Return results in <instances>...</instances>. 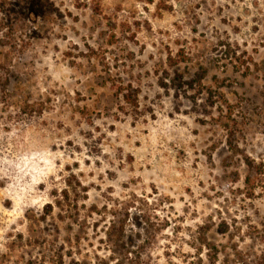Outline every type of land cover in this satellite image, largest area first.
<instances>
[{
  "label": "rangeland",
  "instance_id": "rangeland-1",
  "mask_svg": "<svg viewBox=\"0 0 264 264\" xmlns=\"http://www.w3.org/2000/svg\"><path fill=\"white\" fill-rule=\"evenodd\" d=\"M0 264H264V0H0Z\"/></svg>",
  "mask_w": 264,
  "mask_h": 264
},
{
  "label": "trees",
  "instance_id": "trees-1",
  "mask_svg": "<svg viewBox=\"0 0 264 264\" xmlns=\"http://www.w3.org/2000/svg\"><path fill=\"white\" fill-rule=\"evenodd\" d=\"M187 60H188V58H186L185 56H182V53H179L176 56L170 55L168 58L169 68L171 70H176L182 63H184ZM231 60L234 61V59L232 57H231ZM176 71H178V70H176ZM123 93H124V90H121L122 98L124 100H128L127 95L123 94ZM248 166L251 170H253V167H254L253 164H251L249 162ZM250 181H251L250 178H247L246 183L248 184V183H250ZM47 213H49V212H47Z\"/></svg>",
  "mask_w": 264,
  "mask_h": 264
}]
</instances>
